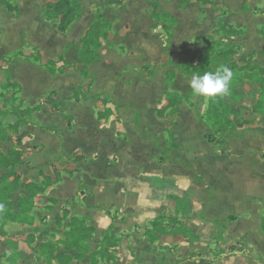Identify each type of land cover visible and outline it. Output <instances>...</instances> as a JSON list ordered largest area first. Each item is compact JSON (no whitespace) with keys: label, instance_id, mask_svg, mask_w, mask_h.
Returning <instances> with one entry per match:
<instances>
[{"label":"rangeland","instance_id":"rangeland-1","mask_svg":"<svg viewBox=\"0 0 264 264\" xmlns=\"http://www.w3.org/2000/svg\"><path fill=\"white\" fill-rule=\"evenodd\" d=\"M8 1L18 8V13L8 12L0 3V127H6L18 118H22L20 120L25 123L35 120L36 113L28 114V107L39 102L43 104L46 98L54 99V94L49 95L52 89L56 90L58 96L60 87L69 90L68 84L60 82L62 76L49 75L41 62L57 60L60 56L67 62L79 60L78 46L82 34L96 17L102 16L109 26L105 27V37L100 39L102 44L97 50L98 59L90 64L95 79L94 89L88 92L90 95L106 93L121 107L113 111V105L104 94H101L102 101L90 100L79 107L76 115L78 126L75 129L88 130L94 134L86 142L87 155L95 160L103 154V158L99 159L103 171L110 164L119 168L127 167L123 168L127 171L117 177L122 184L127 183L124 178L132 179L134 176L128 172L129 168L139 170L133 180H138V184L147 183L146 180L150 179L143 172L150 164L157 162L172 169V165H177L174 161L178 160L180 164L177 168L186 169L190 177L196 173L195 165L205 171L211 168V179L195 175L198 188H193L198 193L194 198L197 204L196 222L202 226L203 232L207 231L208 235L211 232V236H205L203 241L208 243L210 253L212 249V256L218 261L237 254L244 259L245 264H264V248L252 244V239L258 237V228L261 223L264 224V114L257 107V85L246 79L242 81L243 84L236 83L231 92L224 90V100L230 106H236L241 125L218 134L204 122L207 92L200 89L189 95L190 102L183 99L196 77L180 67L194 64L202 51L206 50L209 41L212 43L213 39L218 38L217 35L211 36V39L208 37L218 7L226 6L233 22L236 17H244L239 11L241 0H214V6L209 7L189 0H184L186 2L182 6L178 4L180 0H122L121 4L113 3L106 7L102 0H83L80 17L66 33L56 31L51 22L41 19L46 0ZM98 6H101V11H97ZM164 12L176 20L174 24L171 19L162 20ZM239 21L242 20L236 23L240 24ZM243 21L251 26L256 23L252 18ZM253 27L250 35L244 37L247 42L241 36L224 40L237 46L232 56L237 66L255 65L262 69L264 42H256L255 36L260 35V26ZM25 57H39L41 62H26ZM224 61L215 54L205 64L219 74L224 69ZM5 69L9 71L12 82H18L21 89L5 85ZM168 72H172L173 76L167 75ZM62 79L72 81V88L84 82L76 75ZM168 92H176L183 98L178 106L176 104L162 110L167 103ZM63 97H67L66 93ZM67 108L72 114L77 112V108L72 105ZM159 110L162 112L157 116ZM98 112L105 114L102 122L97 121ZM37 114L40 121L50 123V132L61 134L60 129L65 131V113H56L55 119L47 120L48 111L44 107ZM229 116L232 117V114ZM159 117H163L162 121L158 120ZM152 118L161 122L158 129L153 130L151 125L146 124ZM191 122L193 127L190 129ZM171 130L177 136L172 141ZM205 134L211 138V144L206 142ZM10 135L8 149L14 146V134ZM38 138L47 141L44 132L39 133ZM220 141L223 143L219 147ZM72 142L78 147L84 145L82 139L76 138ZM36 148L39 151L42 149L41 146ZM193 149H199L204 156L198 158L196 153L193 157ZM172 150L177 151L174 153ZM48 151L38 155V159L51 157ZM122 154L129 157L121 163L118 156ZM183 155L186 163L180 160ZM209 157L211 160L207 159ZM128 173L132 175L128 176ZM113 212L116 215L118 210L113 209ZM171 213H165L162 217L167 218ZM237 217L244 221V235L235 233L239 229ZM227 223L231 224L225 233L227 227L224 229L222 224ZM164 224L167 225V221ZM106 231L105 236H108L111 229ZM116 234L124 238L129 236L120 227L111 236L112 240H116V245L101 247L104 250L97 254L95 249L88 264L119 262L118 255L122 254L123 247L120 248L121 252L114 248H118L123 240L116 238ZM103 242L107 245L106 240Z\"/></svg>","mask_w":264,"mask_h":264},{"label":"crops","instance_id":"crops-1","mask_svg":"<svg viewBox=\"0 0 264 264\" xmlns=\"http://www.w3.org/2000/svg\"><path fill=\"white\" fill-rule=\"evenodd\" d=\"M189 1L199 2L207 7L210 5L214 6V0ZM185 2L180 0L178 4L182 6ZM241 2L239 11L244 16L243 18H240V16L236 17L235 22H233V19L229 18L231 12L228 11V8L226 6L223 8L218 7L213 19L214 24L211 28L216 24L215 16L221 14V19L225 26L244 29V33L237 37L241 36V38H244L250 35V30L254 28L253 26H260V35L256 34L255 36L256 42H264V0H241ZM251 2L254 3L252 4ZM247 18H252L256 23L252 26L249 25L243 21V19L247 21ZM238 20H242L239 21L240 24L236 23ZM246 38H244L245 41ZM210 43L209 41L208 44ZM262 52H264V47ZM77 61L65 62L76 63ZM67 74L76 75V77L80 76L84 82H80L72 88V81L67 82L62 79L68 76ZM54 75L62 76L60 77V82L68 84L70 87L69 90L67 87H60L61 90H58L60 96L57 95L56 90H50L55 92V101L62 102L63 106L56 111H51L46 105H43L40 109L34 111L33 114L35 115L36 113V116H34L36 117L35 120L27 121L24 125H20L18 132L14 134L12 139L14 142V139L20 138L23 150L21 164L6 169L0 167V177L14 171L17 178V184L11 182L14 177L10 176L6 182L0 185L5 192L10 193V196L7 194L5 198H0L4 203L3 208L1 207L0 209V264H88L92 252L97 249L100 241L105 236L104 232L106 230L109 231L111 228L108 236H112V234L118 232L120 227H123L129 236L125 238L118 234L115 236L116 238H122L123 241L121 242L124 243L122 244L119 241L121 243L119 247L114 248L120 250L123 247L122 254L118 255L119 262H116V264H245L244 259L239 255L237 256V254L234 257H231V255L225 256L227 258L223 257L220 261L214 258L212 249L210 253V246L203 241L205 236H211V232L209 235L206 230V232H203L202 226H199L198 222H196L197 204L194 198L198 193L193 188H198V182H195V175L211 179V168H209L210 172L204 169L200 170L194 164L196 173L194 175L192 173L190 177L186 169L183 167H181L182 169L177 168L178 164H180L178 160L174 161L177 165H172V169L169 166L166 167L165 164L157 162L156 164H148V168L143 172L150 179L149 181L145 179L147 183L141 184L139 182L140 186L138 180H133L139 170H129V168L128 172L134 174V176L132 179L124 178L127 183L122 184L117 180V177L120 173L127 171L123 169L127 167L119 168L110 164L103 171V168H100L99 165V159L100 157L103 158V154L96 157L95 160L87 155L86 148L88 145L86 142L94 134L88 132V130L75 129L78 126L76 115L79 113V107L90 100L98 101L97 99L84 100L82 98L79 101H75L69 98L73 90L79 85L85 84L86 80L73 70ZM93 89L94 85L92 84L89 92ZM68 92L69 94L67 95ZM89 92L88 96L91 97L105 94L111 105H113V111L114 108L120 110L121 106L116 104L108 94L100 92L90 95ZM64 93H66V98L63 97ZM70 105L77 108L76 113L72 114L67 110ZM44 107L48 111L47 120L55 119L56 116L54 115L56 113L60 112L63 115V112L65 113L63 117L66 122L65 116L69 115L71 117L70 127L66 122L65 131L60 129L61 134L50 132V123L40 121L37 116V113ZM86 115L87 113L84 114V116ZM104 116L103 112H98L97 121L102 122ZM158 120L162 121L161 118H158ZM158 120L152 118L146 124L151 125L153 130L154 128L158 129V125L161 123ZM192 125L193 122L189 126L190 129L193 127ZM163 130L165 131V126ZM43 132L47 135L46 142L38 138L39 133ZM157 133L155 132V134ZM170 133L171 141L174 137L177 138L175 132L171 130ZM10 137L11 135L6 140H0V150L5 153L11 149L7 148V142H10ZM76 138L84 141V145H80L82 147H78L72 142L73 140L76 141ZM205 140L211 144L206 134ZM37 146L42 147L41 151L36 148ZM94 147L95 145H93ZM45 150L50 151L51 157L39 160L38 155L44 153ZM176 151L172 150L174 153ZM191 152L193 157L196 156V153L198 158L203 155L199 149H193ZM137 156L144 158L140 154ZM126 157L129 156L119 155V162L125 161ZM207 159L211 160V157ZM180 160L183 163L187 161L184 155L183 157L181 156ZM63 162L64 165H61ZM158 164L160 167H156ZM129 173L128 176L132 175ZM104 175L107 177L103 178L102 176ZM170 196H179L187 202L188 215L183 221L186 222L193 234L199 236L198 241L182 238L181 236L162 234L151 242L145 236L144 228L149 225L151 220L168 212H172L171 215H174L175 201ZM19 203L24 205L25 211L23 213L19 210ZM113 209L118 210L116 215H114ZM63 211H66V213H63ZM177 216L180 218V215ZM58 217L60 222H57ZM71 218L85 220L86 225L94 228L88 244L89 252L83 254L81 259L71 257L61 260L50 257V253H43L41 246L44 244H50L55 250L54 256L61 254L72 255L76 252L75 249H66L63 243L58 242V239L62 238L63 233L68 231L69 227L67 224ZM236 222L239 225V229L235 233L244 235L246 233L243 227L244 221L237 217ZM230 224H222L223 228L227 227H225L226 229L224 228L226 230L225 233L228 232ZM257 233L258 237L252 239V244L264 248V232L261 231V227L260 229L258 228Z\"/></svg>","mask_w":264,"mask_h":264},{"label":"trees","instance_id":"trees-1","mask_svg":"<svg viewBox=\"0 0 264 264\" xmlns=\"http://www.w3.org/2000/svg\"><path fill=\"white\" fill-rule=\"evenodd\" d=\"M82 1L83 0H47L42 7L41 19L44 21L51 22L54 29L60 33H66L70 28L75 24L82 12ZM103 6H108L110 4H121L122 0H102ZM206 1V0H202ZM0 3L3 4L5 9L10 13H18V8L11 4L8 0H0ZM101 6H98L97 11H101ZM99 14V13H98ZM101 18H95L94 21L85 29L84 33L80 38V44L78 46V56L79 60L76 63H66L63 60V57L60 56L57 60L49 59L46 62H41L39 57L37 58H24L26 62H41L44 70L49 74L64 73L68 70H73L86 80V83L79 85L76 89L73 90L70 95V99L79 101L81 98L86 99H97L100 100L102 97L101 94L95 97L88 96V91L93 84L94 77L90 71V64L98 59L97 50L100 48L102 42L100 39L105 37L106 31L105 27L109 26L107 20L102 16ZM162 20L164 18L171 19V23H175V19L167 13L162 14ZM216 24L211 28V36L217 35L218 38L213 39L212 43L206 45V50L202 51V54L197 58V61L194 64H183L180 67L189 74L195 75V81L193 85L189 88L187 96H184L183 99L186 102H189V95L195 91L203 89L207 92V112L206 119L204 122L209 126L214 132L218 134H224L227 128L240 126L239 118L236 115V106H230L224 100V90L231 92V88L234 87L236 83L243 80H252L257 85L259 104L257 105L258 110L264 114V68L258 69L255 65L252 67H239L234 63L232 56L236 53L237 46H232L230 43H227L224 38H235L244 33V29H235L232 26H225L221 19V14L215 16ZM169 33V32H168ZM218 54L221 56L224 61V69L219 74L214 71L211 66H206L205 61L213 55ZM179 66V65H178ZM264 66V65H263ZM179 67V68H180ZM260 67V66H259ZM258 72V74L256 73ZM4 79L6 86H15L17 90L20 89V86L16 82H12L8 70H4ZM167 75L173 76V73H167ZM169 82V81H168ZM83 93H80L83 91ZM55 95L54 91H50L49 95ZM48 95V96H49ZM105 95V94H104ZM105 97H107L105 95ZM167 103L162 108L172 107L179 104L182 100L181 96L176 92H168L166 94ZM108 99V97H107ZM188 100V101H187ZM102 101V100H100ZM43 105H47L48 109L51 111H56L59 107L63 106L62 102H56L55 99H45V103L37 104L33 107H28V114L40 109ZM110 112V110H107ZM157 111V116L161 114V110ZM247 111V110H246ZM23 112V111H22ZM21 112V113H22ZM108 112V113H109ZM107 113V114H108ZM232 114V117L229 116ZM31 115V114H30ZM67 125L70 127L71 117L69 115L65 116ZM163 118V117H159ZM165 118V117H164ZM18 118L15 122L8 124L3 129L0 127V140H6L10 134H16L20 125H24L25 122ZM206 137L209 141L211 138L206 134ZM223 143L220 141L218 146ZM23 150L21 148L20 138L14 139V146L8 152L0 150V167L9 168L17 164H21V156ZM13 176L14 179L11 181L14 184H17V178L14 171L8 172L0 177V185L3 182H6L7 179ZM8 192H5L4 188L0 187V198H5ZM10 196V193L8 194ZM175 201L174 215H169L167 218L162 216H157L149 222V227L144 228V234L149 239V241H155L158 238V235L170 234L173 236H181L182 238H188L190 240L198 241L199 236L193 234L184 219L188 215V204L179 196H170ZM4 203L0 200V209L3 208ZM19 210L21 213L25 211L24 205L21 203L18 204ZM66 213V211H63ZM180 215V218L177 216ZM167 221V225L164 222ZM57 222H60V218H57ZM68 231L63 233L62 238L58 239V242H61L65 245V248L68 250L75 249V253L72 255L61 254L59 256H54V249L50 244H44L41 246V251L45 254L50 253V257L55 259H64L74 257L76 259H81L83 254L89 252L88 244L91 239V235L94 232V228L85 224V220H80L77 218H71L68 221ZM111 229V228H110ZM261 231L264 232V224L261 223ZM107 242V245L103 241ZM116 245V240H112L111 236H105L100 241L99 246L97 247V252L99 253L104 250L101 247ZM100 249V250H99Z\"/></svg>","mask_w":264,"mask_h":264},{"label":"bare ground","instance_id":"bare-ground-1","mask_svg":"<svg viewBox=\"0 0 264 264\" xmlns=\"http://www.w3.org/2000/svg\"><path fill=\"white\" fill-rule=\"evenodd\" d=\"M55 218H56V216H55Z\"/></svg>","mask_w":264,"mask_h":264}]
</instances>
